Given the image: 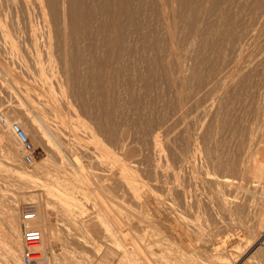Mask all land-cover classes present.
<instances>
[{
    "label": "rangeland",
    "instance_id": "1",
    "mask_svg": "<svg viewBox=\"0 0 264 264\" xmlns=\"http://www.w3.org/2000/svg\"><path fill=\"white\" fill-rule=\"evenodd\" d=\"M47 1L48 0H0V61L2 60L9 67L11 65L10 68L16 72H14L15 82L18 85L21 83V87H23L24 83L28 80H31L30 77L19 68V64L29 60V52L33 53L35 49L32 48V44L30 45L31 42L28 41L30 29L34 28L37 40L36 47L40 50L42 56L46 51L45 48L47 49V47H50V45H48L50 44L49 41H51L50 50H52V48L55 49L56 46L57 40L55 34L53 35L54 31H52V29L54 30L57 18L48 14L50 11L47 9ZM134 5L137 6L135 3ZM134 5L133 7L136 8ZM42 6L43 9L47 10H44V14L41 11ZM173 10L174 15L170 16L171 23H175L172 28V36H169L163 27H161V23L163 22L161 21L162 19H160L161 16L148 8L140 12L139 15H137L139 18L137 16L134 18L135 21L132 22L131 20L133 27L130 25V28L127 29V32H129H126L127 37L125 36L123 39L125 40L126 38L128 40V42L127 40H125V42L123 41L126 46L123 42L121 43H123L124 46H122L121 43L120 45L119 42L115 40L118 38L117 36L119 34L118 30H113L115 28L102 33L101 31H96L95 34H98L100 40L95 36L97 41L94 39L95 42L93 43L99 45L101 48L97 45L95 47L93 44L91 50H89L91 52L88 53L89 57L91 55L92 58L90 57L89 59L86 53L87 58L85 60L83 57L80 58L81 62H79L82 63L80 64V69L75 70L79 73H84L86 71L84 73L85 75L80 74L77 77L79 73H73L71 75L73 77L70 78L75 81H73L74 85H71L72 80L70 82L67 81V83L65 79V84L61 81L63 83V91L68 96L67 99L72 102L71 104L73 106L71 110L65 109L62 104L61 106L59 104L58 112L55 113L51 111V109H48L43 99H36L33 97L32 100H34L32 101V105L34 107H30V105H28V107L25 102L23 103L21 101V97L17 95L18 93H15L16 96L14 93H10V91L14 90L12 85L11 89L8 88L10 86L8 83L5 84L8 86L7 88L1 85L4 83L2 81L4 75L0 70V75L2 74L0 76V82L2 81L0 83V127L3 131L6 130L5 123L1 121L2 114L8 121L9 127L7 128L10 129L13 123L20 125L25 135L21 133L19 136L21 139H25L33 149L31 163L25 164L21 159L22 144L11 129L9 131H11L10 134L13 136L11 139L12 147L11 145L10 147H6L0 142V262H2V258H6L5 254L12 245L15 246V248L17 246L23 248V245L26 247L27 245L23 242V235L24 232L31 231H37V235H39L38 238H40L30 247L37 246L43 250L46 247L45 250L47 252L50 247H53L52 249L54 251L51 249L49 251L50 254L52 253L53 256H56V261H58V258L61 261L65 259L64 262H60L62 264H75L77 260L78 262L84 260V263L97 264L98 260H103L102 258L104 257L102 256L107 245L101 243V235L99 236V241L98 236L93 232L83 229V231L80 229V232H78L79 230L77 227H75V229L78 235L76 232L73 233L72 231L75 230L73 229L74 226H70L67 220L62 219L63 217L58 213L56 215L59 218L55 215L57 220L54 219L53 221H56L57 224L60 222L62 225H56V228H59L58 230L47 232L45 226L47 220L45 221V219L49 218H47L46 215H42V219H40L32 216L31 214L34 212L31 210H21L23 209V205H27L28 207L32 205L29 201H34L33 195L40 199L43 196L42 191L44 189L49 188L62 191L64 193L63 198L69 204L78 206L86 205V208H90H87V213H89V215L91 212L95 215L97 212L94 211L96 207H93V205L90 206L92 203L91 200H88L89 204H87L88 201H84L82 195L78 192H87L88 199H92L95 202H101L102 199L106 200V198L109 199L108 196L110 195L113 196L111 198L115 200L117 199L116 197H120L117 199L119 202L125 204L127 207H134L130 198L121 193L119 194V192L110 195L105 193L106 195H102L100 192L104 190L103 181L101 183L102 186L98 184L101 182V180H99L100 177L90 165H86V168L81 165L80 167L81 170L83 169L84 176H77L72 174L73 168L67 161L61 160L60 162V160L56 159V162L58 163L59 161L60 165L54 162L55 158L47 151L48 145L46 143L48 141L46 140L48 137L45 136V139H42L41 136L39 137V133H37L38 131L34 126L38 125V121L42 122L39 120L41 118V120H45L47 119L46 117H48V119H51L50 121H52V119L60 120L59 115L57 117L55 116L58 113L64 114L68 112V116H66L68 118V123H74L72 125L69 124V126L71 125L75 130H78L75 131L78 133H82V127L78 126V123L80 124L81 121L86 123L89 122L90 124L93 122L99 124V121H103V123L105 121L104 124L101 123L99 125L103 124L101 127L107 126L108 133L110 134L105 133L102 137V135L100 136L101 132H99V138L103 139L107 136L109 138H115L114 142L110 139L111 143H113V146H110L112 147L111 150L114 151V153H119L121 150V152L116 155L136 165V170L134 171L135 174H138L136 176L134 174L136 182L138 184H143L150 192L152 191L154 193L155 191V193L157 192L156 194L161 195L166 193L167 197L174 201L175 211H173V208L167 220L162 218V223L164 222V225L161 224L160 226L159 224L161 228L160 231H164L162 234L168 239V245H170L171 248L170 249L169 246L166 248L163 246L165 255L163 262L168 260L165 264H172V262L173 264H264V0H180L173 5ZM45 13H47L48 16H46ZM149 13H152V15L150 14V16ZM158 16H160V18ZM2 29L6 30V33L8 32L7 34L10 37V39L6 37L8 40L12 41L14 39L15 42L12 41L14 43L13 45L16 46L15 49L13 48L14 50H10L9 43L3 42V36H1ZM137 32L139 36H141L140 38ZM44 33L50 34V40H47L48 35ZM99 33L102 36V40ZM108 33L112 34L108 35ZM106 34L112 38H108ZM43 35H45V37ZM37 37L39 38L37 39ZM104 37L108 40L105 41ZM83 44L85 45L86 43L82 42L81 44L80 42L78 45L80 50V52L78 50V53L80 56H83L84 53L82 52H84V49L85 52H87V48H85L86 45L83 46ZM111 44L116 46L112 47ZM80 45H82L83 48H81ZM65 46H68V44ZM96 48L100 50V52ZM27 49L29 51H27ZM101 49L103 50L101 51ZM94 50L97 51L95 52ZM128 50L131 52H128ZM123 51L126 52L123 53ZM8 52L13 54L11 57L13 60L10 58L6 59V56L9 54ZM54 52L55 51H53V53L51 52V54L53 55ZM108 52L113 53L111 55V53L108 54ZM117 52L121 53L117 54ZM99 53H101V55H99ZM113 54L119 59H117L118 61L115 57L113 58ZM105 55L108 57H105ZM238 56L240 58L239 60L237 58ZM54 57L57 59L54 60ZM110 57L113 58L112 61ZM52 59L54 61L53 64L59 61L57 55H53ZM96 59V64L98 65L95 64ZM104 59L110 60L109 62L112 63L108 64V61L105 62ZM84 61L87 62L85 63ZM120 61L123 62L125 66ZM0 64L3 63L0 62ZM105 64L108 66L106 67ZM55 66L56 67L53 66L52 68L55 72H53V74L56 76L55 79L59 80L61 75L59 71L60 68L56 69L58 64H55ZM117 66L122 67L124 70H120L121 68ZM111 68L114 70L112 71ZM109 71L112 73L110 72L111 74H108ZM229 71L231 72L228 73ZM112 74L115 75L113 79L110 78ZM122 74L125 75L123 76ZM108 75H110L109 78L107 77ZM94 76L97 79L93 78ZM105 76L111 80H108ZM177 76L178 78H176ZM62 79L63 78L60 77V80ZM112 80L115 81L112 82ZM90 82L92 83L90 84ZM99 82L102 84L100 85ZM80 83L83 89L80 87ZM96 83L98 84L96 85ZM222 84H224V86H222ZM52 85L55 89L54 91H57V86L54 82H52ZM83 85L86 87V90ZM87 85L92 86L88 87ZM94 85L96 90L93 88ZM97 86H99V88H97ZM102 88L106 89L101 91ZM87 93H90L92 95L90 97L94 99H90ZM73 95H76V97ZM80 95H83V97H80ZM96 95L98 99L95 97ZM83 98H85V100ZM104 99L106 102H109V104L106 102L102 104L101 101ZM94 100L96 102H94ZM97 101L100 102L98 103ZM21 102L24 104V112L22 111V113L16 108L18 103ZM85 102L88 106L90 105L91 108L88 106L86 107L87 104ZM105 103L106 105L104 106ZM99 105L101 109H99ZM102 106L105 108H102ZM78 107H80V109ZM93 107L94 109H92ZM35 108L41 110L42 114L39 115L43 117L37 116L38 118L31 124V122L26 119V113L31 116L34 115ZM95 108H97V110L99 109V111L103 109L108 110V112L103 110L105 114L104 112L96 111ZM82 110L84 116L82 115ZM93 113L95 118L91 115ZM76 114L80 117H77ZM89 114L93 117V121H90L92 118ZM104 114L105 116L102 117ZM113 114H115L114 117L112 116ZM71 115L73 117H71ZM106 115H110V117H106ZM111 117L112 120L115 118L114 121L110 119ZM73 118L75 119L72 120ZM103 118L107 119L108 122L103 120ZM110 122L115 123V125L113 123L110 124ZM96 123L95 125H91L100 130V128H98L100 126L98 124L96 125ZM106 123L110 124L111 126H109L112 128ZM41 126L43 127V125ZM116 129L119 130L117 131ZM27 132L30 133L28 134ZM118 132L119 134L116 135ZM35 133H37L36 136ZM112 133L113 136L111 135ZM116 138L121 140L117 142ZM41 140L42 142L44 141V143H42ZM40 142L41 144H39ZM53 142L54 139L52 138V141L50 140L49 143L53 144ZM45 144L47 146H45ZM9 148L11 151H9ZM128 158H130V160ZM82 159L83 158L79 159L80 162L83 161ZM62 162H64V164ZM40 164H45L44 166L46 167L50 166L49 168L52 171H50L48 175H45L32 170L31 167L34 165L39 167L41 166ZM55 164L57 165L55 166ZM153 166L156 168L154 169ZM52 167L55 169L58 167V170H63V173H55ZM61 167L63 169H61ZM174 171H176V173ZM94 175L96 176L94 177ZM29 179L30 181L39 182L38 184L41 185V187H39V192L37 186L31 191L33 183H29ZM171 187H174L173 190ZM101 188L103 189L101 190ZM23 191L26 192L23 193ZM40 192H42V194ZM21 193L22 195L25 194V201ZM19 195L21 199L23 198L22 201L28 203L24 204V202L18 198ZM111 198L109 201L112 200ZM39 199H35L37 203H41ZM50 202V206L48 203H45V205L41 203L38 209L44 212L47 206H49L52 208L55 207L54 209L56 210V206H54L55 202L52 203V200ZM107 202L106 200L103 203L107 204ZM128 203L130 205H128ZM17 204L18 207H15ZM56 204L58 203H55V205ZM86 208H84V212H86ZM54 209L52 210L54 211ZM90 210L92 211L89 212ZM175 212H177V216ZM23 213L25 218L26 216H30L29 220L32 217L31 221H33L34 224L33 222H29V220L28 222L27 220L24 221L25 218L23 219L21 217ZM87 213H85L84 218H87ZM178 216H182L179 217L181 221ZM12 217L15 218V221L14 219L12 220ZM33 217L35 218L34 220H32ZM170 217H174L177 220L176 224L174 223L175 219L173 218V220ZM101 218L104 219L103 216ZM39 220L42 221L43 225ZM169 220L173 225L171 222L169 223ZM103 221H105V219ZM67 225L68 227H66ZM175 225H177V227ZM62 226L63 228L65 226L67 229L70 227L68 230L69 232H67V229L63 230L61 228ZM40 228H43V231ZM168 229L171 231L170 236L168 235ZM173 229L176 230L172 233ZM43 232L45 235L41 234ZM66 232L67 234L65 235ZM79 233L82 237L79 236ZM67 235H71L69 236L71 238L67 237ZM76 235L79 238L84 237L85 245H77L75 242ZM41 236H43L46 241ZM72 236H74V238ZM42 239L43 241H41ZM171 239L174 242H178L179 248L170 242ZM260 241L262 244L257 245ZM48 244L49 246H47ZM220 246L224 247V249L217 252ZM96 249L97 251H95ZM167 254L169 256H167L168 258H166ZM175 255L176 258L174 257ZM216 255H218V257ZM47 256L51 257V255ZM211 256H213V258ZM215 256L217 259H215ZM84 257L91 259L92 262L89 263L83 259ZM74 259L75 261H73ZM104 260L101 264L117 263L116 260H112L111 258H105Z\"/></svg>",
    "mask_w": 264,
    "mask_h": 264
},
{
    "label": "bare ground",
    "instance_id": "2",
    "mask_svg": "<svg viewBox=\"0 0 264 264\" xmlns=\"http://www.w3.org/2000/svg\"><path fill=\"white\" fill-rule=\"evenodd\" d=\"M61 1V2H60ZM180 0H48L47 1V9H49L50 13H48L49 15L51 14V16H55L57 18V23L55 24L54 26V30L52 29V31H54L53 35L55 34V38L57 40L56 42V46H55V49L52 48V50H50L49 48H51V41H49L50 44V47H47V49L45 48V53H43V56L41 55V52L40 50L37 49L36 47V35H35V31H34V28H31L30 29V33H29V40L31 43L30 45L32 44L33 47L32 48H35L33 53H30L29 52V60L27 62H23L22 64H19V68L23 70V72L28 76L30 77L31 80H28L26 83H24V86L21 87V83H19V85L15 82V75H14V70L11 67L6 65L5 62H3L2 60L0 62H2L3 64H0V70L1 72L3 73L4 77L2 79V81L4 83H2L1 85L2 86H6L5 84L8 83L10 84V86H6L5 88H10L11 89V85H12V88L14 89L13 91H10V93H18L17 95L21 97V101L28 105H30V107H34L32 104V97L33 98H36V99H43V101L46 102L47 106H48V109L51 111H54L55 113L58 112V109H59V104L61 106V104L65 107V109H69L71 110L72 109V102L69 101V99H67V95L66 93L63 91V83L66 79V82H70L71 80V85H74L73 83L75 82L73 79H71L70 77H73L71 76L73 73L77 72L75 70L77 69H80V63L81 61V57H83V59L85 60L87 58V54L91 51V48H92V45L94 44L93 42L97 41L95 39V36L98 37V34L96 35V31H101L104 32H108L107 30L109 29H113V30H118V38L115 39V35L113 36L114 39L119 42V44L121 42H125V40H127L124 37L126 36V32H127V29L130 28V25L132 26L131 24V20L132 22L135 21L134 18L139 15L140 12H142L143 10L145 9H150L152 10L154 13H158L160 16H158L160 19H162L161 21H163L161 24L163 27V29L169 34V36H172V28L174 26L175 23H171V20H170V16H173V5L175 3H178ZM134 3L137 5L135 6ZM133 5L136 7L134 8ZM40 8V7H39ZM45 8V7H44ZM143 9V10H142ZM28 10V9H27ZM44 10L46 9H43V6H42V13L44 14ZM142 10V11H141ZM8 11V10H7ZM47 11V10H46ZM147 11V10H146ZM150 12V11H149ZM147 13V12H146ZM153 13V14H154ZM46 16L47 13H45ZM143 14V13H142ZM152 15V13H149V15ZM145 15V14H144ZM147 15V14H146ZM150 15V16H151ZM154 16V15H153ZM139 18V16H137ZM155 17V16H154ZM157 17V18H158ZM175 17V16H174ZM29 18V17H28ZM173 18V17H172ZM152 19V18H150ZM174 19V18H173ZM52 20V19H50ZM142 21V20H141ZM50 22V21H49ZM48 22V23H49ZM174 22V21H173ZM16 24V23H15ZM160 24V23H159ZM46 26V25H45ZM151 26V25H150ZM47 27V26H46ZM133 27V26H132ZM117 28V29H116ZM148 31V30H147ZM48 32V31H47ZM105 32V33H106ZM110 32V31H109ZM129 32V31H128ZM127 32V33H128ZM8 33V32H7ZM6 33V30H1V36H3V42H6L7 44L9 43V46H10V50L11 49H15L16 46H14L13 42L14 39L11 41V40H8L10 39L9 35ZM38 33V32H37ZM36 33V34H37ZM104 33V35H105ZM112 33H115V32H112ZM111 33V34H112ZM42 34V33H41ZM45 35L47 34L48 38L47 40H50V34L49 33H44ZM52 34V33H51ZM100 34V33H99ZM110 33H108V35H111ZM117 34V33H116ZM149 34V33H148ZM8 35V36H7ZM39 35V34H38ZM45 35H43L45 37ZM128 35V34H127ZM137 35L139 36L138 32H137ZM141 35V34H140ZM101 36V34H100ZM107 36V34H106ZM130 36V35H129ZM153 36V35H152ZM8 39H7V38ZM42 37V36H41ZM108 38L111 37V36H107ZM127 37V36H126ZM137 37V36H135ZM141 36H139L140 38ZM158 37V36H157ZM12 38V37H11ZM39 37H37L38 39ZM51 38H52V35H51ZM99 40H100V37H98ZM105 38V41L108 40ZM112 38V37H111ZM1 39V37H0ZM95 39V41H94ZM129 39V37H128ZM134 39V38H133ZM137 39V38H136ZM152 39V38H151ZM101 40H102V36H101ZM110 40V39H109ZM138 40V39H137ZM136 40V41H137ZM113 41V40H112ZM111 41V43H112ZM133 41V40H132ZM15 42V41H14ZM82 44V42L86 43V47L87 48V52H85V49H84V52H82V49H81V52L84 53L83 56H80L79 53H78V50H79V44ZM108 42V41H107ZM105 42V43H107ZM115 42V41H114ZM123 42V43H124ZM128 42V40H127ZM98 43V42H97ZM110 43V42H109ZM122 44V46L124 45ZM135 43V42H134ZM38 44V43H37ZM68 46H65L67 45ZM108 44V43H107ZM117 44V43H116ZM120 44V45H121ZM47 45V46H48ZM83 44V46H85ZM95 47L97 44H94ZM171 45V44H170ZM40 46V45H39ZM81 48H83L82 45H80ZM99 48H101L99 45H97ZM111 46H116V45H113L111 44ZM118 46V45H117ZM126 46V45H125ZM1 47V46H0ZM3 47H4V44H3ZM94 47V49H95ZM129 47V46H127ZM144 47V46H143ZM141 47V48H143ZM153 47V46H152ZM39 48V47H38ZM126 48V47H125ZM130 48V47H129ZM136 48V47H135ZM134 48V49H135ZM13 49V50H14ZM17 49V48H16ZM31 49V48H30ZM54 49V50H53ZM97 49V48H96ZM109 49V48H108ZM112 49V48H111ZM116 49V48H114ZM119 49V48H118ZM117 49V51H118ZM120 49H121V46H120ZM119 49V50H120ZM128 49V48H127ZM44 50V49H43ZM50 50V51H49ZM98 50V49H97ZM96 50V51H97ZM103 49H101L102 51ZM105 50V49H104ZM107 50V49H106ZM113 50V49H112ZM136 50V49H135ZM152 50V49H151ZM163 50V49H162ZM169 50V49H168ZM4 51V50H3ZM16 51V50H15ZM27 51H29L27 49ZM54 52V56L57 55L59 61L55 64H58V67L56 69H59L60 68V77L63 78L62 80H60V77H59V80L58 79H55L56 76H54L53 74V66H55V64H53V59H52V54L51 52L53 53ZM95 51V50H94ZM95 51V52H96ZM100 52V50H98ZM108 51V50H107ZM110 51V50H109ZM115 51V50H114ZM113 51V52H114ZM121 51V50H120ZM127 51V50H126ZM126 51H123V53H125ZM134 51V50H133ZM13 52V51H12ZM80 52V50H79ZM94 52V53H95ZM106 52V51H104ZM103 52V53H104ZM113 52H108L112 53ZM128 52H131L128 50ZM136 52V51H135ZM151 52V51H150ZM7 53V52H6ZM9 53V52H8ZM14 53V52H13ZM87 53V54H86ZM93 53V52H92ZM102 53V52H101ZM101 53H99V55H101ZM107 53V52H106ZM121 53V52H119ZM117 52V54H119ZM98 54V53H97ZM116 54V53H115ZM113 54V58L115 57V59L117 60L118 58H116V55ZM171 54V53H170ZM169 54V55H170ZM12 53L10 52L8 54V56H6V59L7 58H10L11 60H13L11 57H12ZM127 55V54H126ZM118 56V55H117ZM91 57V55H90ZM89 57V54H88V58L90 59ZM96 57V56H95ZM104 57V56H103ZM105 57H108L105 55ZM92 58V57H91ZM112 57H110L111 59ZM113 58L111 59V61L113 60ZM155 58V57H154ZM238 60L240 59L239 56L237 57ZM9 59V60H10ZM57 58L54 57V60H56ZM88 59V60H89ZM102 59V58H101ZM100 59V60H101ZM108 59V58H107ZM125 59V58H124ZM87 60V61H88ZM94 60V59H93ZM91 60V61H93ZM99 60V61H100ZM105 60V59H104ZM115 60V62H116ZM119 60V59H118ZM117 60V61H118ZM123 60V59H122ZM121 60V61H122ZM237 60V61H238ZM5 61V60H4ZM80 61V62H79ZM86 61V62H87ZM97 59L95 60V64L97 63L96 62ZM98 61V62H99ZM108 61V60H105V62ZM110 61V60H109ZM108 61V64L109 63H112V62H109ZM120 61V62H121ZM7 62V61H6ZM83 62V60H82ZM85 62V61H84ZM85 62V63H86ZM94 62V61H93ZM101 62V61H100ZM104 62V61H103ZM239 62V61H238ZM236 62V63H238ZM5 63V64H4ZM114 63V62H113ZM123 63V62H121ZM12 64H13V61H12ZM88 64V63H87ZM93 64V63H92ZM100 64V63H99ZM103 64V63H102ZM120 64V63H118ZM98 65V64H96ZM122 65V64H121ZM124 65V63H123ZM207 65V64H206ZM84 66V65H83ZM100 66V65H99ZM106 66V64H105ZM103 66V67H105ZM108 66V65H107ZM106 66V67H107ZM125 66V65H124ZM13 67V65H12ZM87 67V66H86ZM94 67V66H93ZM112 67V66H111ZM118 67V66H117ZM120 67V66H119ZM118 67V68H119ZM131 67V65H130ZM134 67V66H132ZM14 68V67H13ZM16 68V67H15ZM83 68V67H81ZM85 68V66H84ZM83 68V69H84ZM89 68V67H88ZM121 69L120 70H124L122 67H120ZM87 69V68H86ZM95 69L97 70L96 66H95ZM109 69V68H108ZM131 69V68H130ZM138 69V68H137ZM172 69V68H171ZM19 70V69H18ZM17 70V71H18ZM94 70V69H93ZM110 70V69H109ZM111 70L113 71L114 69L111 68ZM176 70V69H175ZM101 71V70H100ZM127 71V70H126ZM22 72V71H21ZM81 72V71H80ZM86 72V71H85ZM84 72V73H85ZM88 72V71H87ZM99 72V70H98ZM97 72V73H98ZM103 72V71H102ZM111 71L108 72V74H111L110 73ZM125 72V71H124ZM231 71H229L228 73H230ZM16 73V72H15ZM19 73V72H18ZM55 73V72H54ZM79 73V72H77ZM83 72L82 73H79L77 74V77L80 75V74H84ZM93 73V72H91ZM89 73V74H91ZM114 73V72H113ZM120 73V72H119ZM122 73V72H121ZM171 73V72H170ZM2 75V74H1ZM0 75V76H1ZM20 75V74H19ZM22 75V73H21ZM85 75V74H84ZM106 75H107V70H106ZM114 74L111 75H108L107 77L109 78H112L115 77V75L113 76ZM123 76L125 74H122ZM147 75V73H146ZM150 75V74H149ZM185 75V74H184ZM173 76V75H172ZM58 77V75H57ZM84 77V76H83ZM104 77V76H103ZM102 77V78H103ZM105 76V78H107ZM230 77V76H229ZM235 77V76H234ZM70 78V80H69ZM85 78V77H84ZM93 78H96L95 76ZM99 78V76H98ZM107 78V79H108ZM178 78V76L176 77ZM228 78V77H227ZM226 78V79H227ZM87 79V77H86ZM97 79V78H96ZM106 79V80H107ZM224 79V78H223ZM225 79V80H226ZM24 80V79H23ZM58 80V81H57ZM79 80V79H77ZM89 80V79H88ZM108 80H111V79H108ZM170 80V79H169ZM178 80V79H177ZM1 81V82H2ZM63 81V83L61 82ZM74 81V82H73ZM86 81V80H85ZM92 81V80H91ZM115 81V80H112V82ZM180 81V80H179ZM0 82V83H1ZM18 82V80H17ZM52 82L55 83V85L57 86L56 89L57 91H54L55 89L53 88V85H52ZM67 82V83H68ZM89 82V81H87ZM95 82V81H94ZM110 82V81H109ZM170 82V81H169ZM77 83V82H76ZM92 82H90L91 84ZM100 83V82H99ZM18 86H17V85ZM65 84V83H64ZM70 84V83H69ZM81 84V83H80ZM85 84V83H84ZM88 84V83H87ZM98 83H96L97 85ZM102 83H100L101 85ZM104 84V83H103ZM113 84V83H112ZM171 84V83H170ZM175 84V83H174ZM179 84V83H178ZM224 84H225V81H224ZM224 84H222V86H224ZM114 85H115V82H114ZM113 85V86H114ZM76 86H79V85H76ZM82 86V84L80 85V87ZM84 86V85H83ZM88 86V85H87ZM92 86V85H90ZM88 86V87H90ZM75 87V86H74ZM77 88V87H76ZM82 88V87H81ZM86 87L84 86V89ZM95 88V85L94 87ZM97 88H99V86H97ZM101 88V87H100ZM108 88V87H106ZM106 88H102V90H105ZM75 89V88H74ZM73 89V90H74ZM83 89V88H82ZM89 89V88H88ZM109 89V88H108ZM77 90V89H76ZM81 90V89H79ZM86 90V89H85ZM92 90V89H90ZM96 90V88H95ZM108 91V90H107ZM73 92V91H72ZM106 92V91H104ZM80 93V92H79ZM13 94V95H14ZM72 94V93H71ZM74 94V93H73ZM88 94V93H87ZM101 94V93H100ZM99 95V94H98ZM104 95V94H103ZM16 96V94H15ZM74 96V95H73ZM88 96H92L90 93L88 94ZM19 97V98H20ZM76 97V95L74 96ZM80 97H83V95ZM88 97V98H89ZM97 98V95L95 96ZM105 97V96H103ZM17 98V97H15ZM78 98V97H77ZM93 98V97H90V99ZM100 98V97H99ZM102 98V96H101ZM18 99V98H17ZM85 100V98H83ZM87 99V98H86ZM94 99V98H93ZM92 99V101H93ZM98 99V98H97ZM107 99V98H106ZM83 100V101H84ZM89 100V99H87ZM102 100V99H101ZM105 100V99H104ZM101 101V103L103 104V102H106L105 101ZM91 101V100H89ZM109 101V100H107ZM21 103H18L17 105V109L19 110V112L22 113L23 111V106L24 104ZM42 102V100H41ZM94 102H96L94 100ZM98 103L100 101H97ZM86 103V102H85ZM90 103V102H88ZM96 103V104H98ZM100 103V104H101ZM109 104V102H106ZM106 103L104 104V106L106 105ZM25 104V105H26ZM77 104V103H76ZM87 104V103H86ZM95 104V103H94ZM79 105V104H78ZM92 106H94L93 104H91ZM214 105V104H212ZM26 106V107H27ZM88 106V104L86 105V107ZM100 106V105H99ZM102 106V108L104 107ZM29 107V106H28ZM88 107L91 108V106L89 105ZM38 108V107H36ZM35 108V112H34V115H27L26 113V116H27V120L31 122V124L38 118L37 116H40V117H43L39 114H42L41 113V110H38ZM80 109V107H78ZM105 108V107H104ZM107 108V107H106ZM64 109V108H63ZM94 109V107L92 108ZM96 111H99V109H101V106L100 108L97 110V108H95ZM209 109H210V105H209ZM16 110V109H15ZM25 110V109H24ZM89 110V108H88ZM104 110V109H103ZM99 111V112H104V111H107L108 110H104V111ZM110 110V109H109ZM204 110V109H203ZM66 111V110H65ZM68 111V110H67ZM81 111V110H80ZM85 111V109H84ZM14 112V110H13ZM24 112V111H23ZM25 112H28V111H25ZM72 112V111H70ZM86 112V111H85ZM95 112V110H94ZM112 112V111H111ZM81 113V112H80ZM83 110H82V115L84 116L83 114ZM96 113V112H95ZM105 113V112H104ZM110 113V112H109ZM117 113V112H116ZM65 114V115H64ZM58 113L55 117H57L58 115L60 116V120H53L50 121L51 119H48V117H46L47 119L45 120H41L39 119L40 121L42 122H39L38 120V125H35L34 127L37 129V133H39V137L41 136L42 139H45V136H47V140L48 141L46 144L48 145V149L47 151L49 152V154H51L53 156V158H55L54 162H56V159L61 160L62 161H67L73 168V173L74 175H83V169L81 170V165L83 167H85L86 165H90L98 174V177L99 180H101V182H99L98 184L102 186V181H103V187H104V190H102L103 188H101V192L102 195H104L105 193L108 195L110 194H113V193H118L119 194L121 193L122 195H126L130 198L132 204H133V208L131 207H127L125 206V204H122L121 202H119V200H117L118 198L120 197H116L117 199H113L111 197L113 196H108L109 199L111 198L112 200L109 201V199L106 198V200L108 201L107 204L103 203L104 201L106 200H103L101 202H95L94 200L92 199H88L87 197V192L84 193V192H78L80 195H82V198L84 199V201H92L91 205H93V207H96V210L94 211H97L95 213V215H93V213L91 212L92 210H90L89 213H87V208L85 207L86 205H82V206H78V205H72V204H69L64 198H63V192L62 191H56V190H52V189H44L42 192H43V196L39 199L38 197H36L35 195H33V198H34V201H29V203H31L32 207H28L27 205L24 206L23 205V209H21L22 211L23 210H31L32 212H34L33 214H31L32 216H35V217H38L40 219L42 215H46L47 218L49 219H45V221L47 220V222H45V226H46V230L47 232L49 231H53V230H58L59 228H56V225H60L61 223L59 222L58 224L56 223V221L54 222L53 220L57 218H59L56 214L58 213L61 217H63L62 219H66L68 224L70 226H74L73 229H75V227H77V229L79 230L78 232H80V229L81 231L85 230V231H90V232H93L96 236H98V239H99V236L101 235V240L103 243V245H107L106 249H104V253H103V256L104 258H102L103 260L105 258H111L112 260H116L117 263L116 264H165L168 262V260H165L163 262V259L165 257L164 255V247L166 248L167 246H169L170 248V245H168V239H166L164 236V234H162L164 231H160L161 228L159 227V224L161 226L162 223V218H164L165 220L168 219V215L169 213L172 212L173 208H174V201H172V199H169L166 195V193L164 194H156L155 191L154 193L151 191H149L143 184H138L136 182V179H135V176L138 175V174H135V170H136V165H134L132 162L130 161H125V159L123 160L121 157L117 156L119 153H114V151L111 150L112 147H110L113 143H111L110 139L115 140V138H108L105 137V138H99V132H101L100 136L105 134V133H108V129H107V126L106 127H101L104 123L103 121H99V124L103 123L102 125H99L98 123H96V125L98 124L100 127V130H98L97 128H95V126L93 127L91 124L95 125V123H86L84 121H81L80 124L78 123V126L79 127H82L81 130H82V133H78V132H75V131H78V130H75L71 125L74 124L71 122L68 123V118L66 116H68V112L66 113ZM87 114V112H86ZM99 114V113H98ZM97 114V115H98ZM106 114V113H105ZM102 115L103 116H105ZM70 115V114H69ZM73 115V114H72ZM71 115V117H73ZM90 115V114H89ZM88 115V116H89ZM93 117H94V113L91 114ZM90 115V116H91ZM95 115V116H97ZM1 121L4 122L5 124V131H3L0 127V142L3 143L6 147L11 145L12 147V144H11V139L13 138V136L10 134V132L12 131L11 127H12V124L10 126V129L11 131H9L10 129L7 128L9 127L8 126V121L5 119V117L1 114ZM25 116V117H26ZM76 116L78 117L79 115L76 114ZM87 116V118L89 119V117ZM91 116V120L90 121H93V117ZM113 117L115 116V114L112 115ZM76 117V119H77ZM80 117V116H79ZM106 117H110V115H106ZM50 118V117H49ZM86 118V119H87ZM95 118V117H94ZM10 119V118H9ZM8 119V120H9ZM44 119V118H43ZM75 118H73L72 120H74ZM79 119V118H78ZM98 119V118H97ZM101 119V118H100ZM109 119V118H108ZM112 120V117L110 118ZM115 118H113L112 121H114ZM95 120V119H94ZM103 120H106L108 122L107 119H104ZM98 122V121H97ZM10 123V122H9ZM23 123V122H22ZM63 125V126H61ZM113 122H110V124H112ZM43 125V127L41 125ZM69 124H71L69 126ZM108 124V123H106ZM108 124V126L110 125ZM115 125V123H113ZM18 125V124H17ZM30 125V124H29ZM42 128H40L39 127ZM76 125V124H75ZM32 126V125H31ZM111 126V125H110ZM109 126V127H110ZM113 126V125H112ZM21 133H23L25 135V133L23 132L24 130H22V128L20 127V125H18ZM78 127V128H79ZM108 127V128H109ZM25 128V127H24ZM28 128V127H27ZM32 128V127H31ZM112 128V127H110ZM109 128V129H110ZM29 129V128H28ZM2 130V131H1ZM115 130V129H114ZM117 131L119 129H116ZM80 131V130H79ZM13 132V131H12ZM32 132V131H31ZM111 132V131H110ZM113 132V131H112ZM28 133V132H27ZM30 133V132H29ZM28 133V134H29ZM35 133V136L36 134ZM103 133V134H102ZM114 133V132H113ZM113 133L111 134L113 136ZM13 134H15L17 136V138L20 140V142L22 141L21 137L19 136V134H16L13 132ZM27 134V135H28ZM110 134V133H108ZM106 134V135H108ZM118 133H116V135H118ZM121 134V133H120ZM109 135V136H111ZM115 136V135H114ZM38 137V138H39ZM117 138H119L118 136H116ZM15 138V137H14ZM40 138V139H41ZM52 138L54 139V142L53 144H50L49 141L51 140L52 141ZM116 138V141H120L119 139ZM126 138V137H125ZM128 138V137H127ZM15 140V139H13ZM39 140V139H38ZM37 140V141H38ZM40 141V140H39ZM38 141V142H39ZM15 142V141H14ZM13 142V143H14ZM42 142V140H41ZM41 142L39 144H41ZM44 143V141L42 142ZM116 143V142H115ZM127 143V142H126ZM22 144V143H21ZM45 144V146H47ZM14 145V144H13ZM16 145V143H15ZM151 145V144H149ZM155 145V144H154ZM42 146V145H41ZM44 146V147H45ZM113 146V145H112ZM123 146V145H122ZM118 147V146H117ZM119 148V147H118ZM117 149V148H115ZM114 149V150H115ZM16 150V149H15ZM119 150V149H118ZM9 151H11V149L9 148ZM13 152V151H12ZM127 152V151H126ZM117 154V155H116ZM14 155V154H13ZM123 155V154H122ZM121 155V156H122ZM12 156V155H11ZM15 157V156H14ZM123 157V156H122ZM128 157V156H127ZM126 157V159H127ZM80 158H83L82 162H80ZM17 159V158H16ZM130 160V158H128ZM53 162V163H54ZM60 162L58 161L57 164L60 165ZM72 162V163H71ZM40 163V161H39ZM42 163V162H41ZM64 164V162H62ZM14 164V163H13ZM55 164V166L57 165ZM62 164V165H63ZM85 164V165H84ZM41 165V164H40ZM45 164L39 166V167H36V165H34L32 168L33 171H38L40 174H45V175H48L50 171V166L49 167H46L44 166ZM48 165V164H47ZM50 165V164H49ZM61 165V166H62ZM68 165V164H66ZM65 165V166H66ZM54 166V164H53ZM64 166V167H65ZM69 166V165H68ZM142 166V165H141ZM154 167V166H153ZM54 168V167H52ZM68 168V167H67ZM86 168V167H85ZM148 168V167H147ZM156 167H154L155 169ZM18 169V168H17ZM30 169V168H29ZM61 169H63L61 167ZM65 169V168H64ZM139 169V168H138ZM142 169V168H141ZM144 169V168H143ZM60 170V169H59ZM58 170V167L55 169L54 168V172L55 173H59V172H62L63 170ZM67 170V169H66ZM85 170V169H84ZM140 170V169H139ZM87 171V170H86ZM143 171V170H142ZM151 171V170H150ZM153 171V170H152ZM158 171V170H157ZM23 172V170H22ZM27 172V171H26ZM139 172V171H138ZM141 172V171H140ZM176 173V171H174ZM173 172V174H174ZM53 173V172H52ZM63 173V172H62ZM67 173V172H66ZM64 173V174H66ZM29 174V173H28ZM135 174V176H134ZM148 174V173H147ZM152 174V172H151ZM154 174V173H153ZM172 174V173H171ZM178 174V173H177ZM162 175V173H161ZM176 175V174H175ZM51 176H55V175H51ZM73 176V175H72ZM84 176V175H83ZM87 176V175H86ZM96 175H94L95 177ZM63 177V176H62ZM138 177V176H137ZM174 177V176H173ZM77 178V177H76ZM82 178V177H81ZM97 178V179H98ZM65 179V178H64ZM224 179V178H223ZM222 179V180H223ZM209 180V179H208ZM30 181V179L28 180V182ZM75 181V180H74ZM80 181V180H79ZM98 181V180H97ZM138 181H139V178H138ZM233 181V180H232ZM231 181V182H232ZM27 182V181H26ZM69 182V181H68ZM142 182V181H141ZM149 182V181H148ZM180 182V181H179ZM29 183H33V187H32V190L33 191V188L37 186V189H38V192H39V187H41V185H39L37 182L35 181H30ZM74 183V182H73ZM78 183V182H77ZM90 183V182H89ZM140 183V182H139ZM144 183V182H143ZM154 183V182H153ZM145 184V183H144ZM32 185V184H31ZM74 185V184H73ZM147 185V184H146ZM174 185V183H173ZM173 185H170V186H173ZM75 186V185H74ZM149 186V185H148ZM147 186V187H148ZM165 186V184H164ZM169 186V184H168ZM78 187V186H77ZM98 187V186H97ZM150 187V186H149ZM161 187V186H159ZM175 187V185H174ZM173 187V188H174ZM71 188V187H70ZM85 188V187H84ZM96 188V187H94ZM172 188V187H171ZM172 188V190H173ZM66 189V188H65ZM73 189V188H72ZM81 189V188H80ZM83 189V188H82ZM150 189V188H149ZM168 189V188H166ZM165 189V190H166ZM163 190V189H162ZM171 190V189H169ZM35 191V189H34ZM66 191V190H65ZM89 191V190H88ZM92 191V190H90ZM98 191V189H97ZM167 191V190H166ZM22 192V191H21ZM26 192V191H25ZM23 191V193H25ZM29 192V191H28ZM42 192H40L42 194ZM68 192V191H67ZM99 192V191H98ZM97 192V193H98ZM185 192V191H184ZM20 193V192H19ZM37 193V192H36ZM39 193V194H40ZM89 193V192H88ZM183 193V192H182ZM4 194V193H3ZM91 194V193H90ZM105 194V195H106ZM22 195V193H21ZM25 194L22 195V198L24 201H25ZM101 195V196H102ZM118 195V194H117ZM78 196V195H77ZM183 196V195H182ZM181 196V197H182ZM15 197V196H14ZM36 197V198H35ZM92 197V196H91ZM95 197V195H94ZM20 200L22 201L20 195L19 197ZM70 198V197H69ZM79 198V197H78ZM101 198V197H100ZM105 198V196H104ZM124 198V196H123ZM122 198V199H123ZM7 199V198H6ZM35 199H39V201L41 203H43L45 205V203H48V205L50 204L51 205V200L53 201L52 203H58L55 205L54 203V206H56V210L52 207H49L47 206L46 210H44V212H42L40 209H38V206L41 204V203H37ZM82 199V200H83ZM17 200V198H16ZM15 200V201H16ZM30 200V199H29ZM68 200V199H67ZM80 200V199H79ZM99 200V198H98ZM127 200V198H126ZM129 200V199H128ZM175 200V199H174ZM14 201V202H15ZM20 201V202H21ZM22 201V202H24ZM27 201V200H26ZM89 201L87 204H89ZM1 202V201H0ZM129 202V201H127ZM28 203V202H27ZM26 202H24V204H27ZM126 203V202H125ZM130 203V202H129ZM128 203V205H130ZM10 204V203H9ZM22 204V203H20ZM83 204V203H82ZM94 205H97V206H94ZM18 207V204L15 205V207ZM21 206V205H20ZM19 206V207H20ZM58 206V207H57ZM89 206V205H88ZM89 206V207H90ZM86 208V212H84V208ZM92 207V208H93ZM13 208V207H11ZM22 208V207H21ZM54 209V211L52 210ZM90 209V208H88ZM95 209V208H94ZM224 210V209H223ZM175 211V208L174 210ZM84 212V213H83ZM85 213L88 214L87 218H84L85 217ZM177 212H175V215H176ZM28 214V213H27ZM84 214V215H83ZM86 214V215H87ZM55 215L57 216V218H55ZM172 215V214H171ZM170 215V216H171ZM173 215V216H175ZM104 217L105 221H103L104 219H102L101 217ZM177 216V215H176ZM23 219L25 218L24 216V213H23V216H21ZM29 217L30 216H26V218L24 219V221L29 220ZM179 217H182V216H178ZM7 218V217H6ZM11 218V217H10ZM21 218V219H22ZM32 218V217H31ZM31 218L29 220V222H33L31 221ZM84 218V219H83ZM171 218V217H170ZM174 218V217H173ZM171 218V219H173ZM14 219L15 221V218L12 217V220ZM22 219V220H23ZM35 218L33 217L32 220H34ZM175 219V218H174ZM173 219V220H174ZM180 221H181V218H179ZM183 219V218H182ZM184 220V219H183ZM40 223L42 224V221L39 220ZM176 219H175V224H176ZM58 222V221H57ZM66 222V221H65ZM171 221L169 220V223ZM183 222V221H182ZM189 222V221H188ZM39 223V224H40ZM44 223V222H43ZM63 223V222H62ZM167 223V224H169ZM184 223V222H183ZM187 223V222H186ZM6 224V223H5ZM34 224V222H33ZM172 224V222H171ZM170 224V225H171ZM191 224V223H190ZM43 225V224H42ZM62 225V224H61ZM164 225V224H163ZM162 225V226H163ZM173 225V224H172ZM41 226V225H39ZM38 226V227H39ZM177 227V225H175ZM186 226V224H185ZM42 227V226H41ZM60 227V226H59ZM68 227V225L66 226ZM168 227H172V226H168ZM17 228V227H16ZM63 230L67 229L63 228V226L61 227ZM72 228V227H71ZM174 228V226H173ZM41 230L43 228H40ZM70 229V227H69ZM67 229V232H69ZM83 229V230H82ZM167 229V228H166ZM170 229V228H169ZM168 229V230H169ZM72 230V229H71ZM167 230V231H168ZM176 229H173L172 233L175 231ZM39 232H41L40 230H38ZM43 231V230H42ZM84 231V232H85ZM56 232V231H55ZM58 232V231H57ZM67 232L65 233V235L67 234ZM73 233H77L78 235V232L76 231V229L74 231H72ZM61 233V231H60ZM82 233V232H81ZM89 233V232H88ZM170 233L171 231L169 230V236H170ZM38 234V233H37ZM40 234V233H39ZM43 235H45V233H41ZM40 234V235H41ZM47 234V233H46ZM50 234V233H49ZM72 234V233H71ZM80 234V233H79ZM99 234V235H98ZM17 235V234H16ZM48 235V234H47ZM46 235V236H47ZM74 235V234H73ZM76 235V236H77ZM173 235V234H172ZM171 235V236H172ZM18 236V235H17ZM39 236V235H38ZM45 236V237H46ZM71 235H67V237H69ZM75 236V235H74ZM74 236H72L74 238ZM81 236V234L79 235ZM43 238V236H41ZM66 237V236H65ZM78 237V236H77ZM75 237V242L77 243V245H85V239L84 237L83 238H77ZM40 238V237H39ZM38 238V239H39ZM71 238V237H69ZM68 238V239H69ZM172 238V237H171ZM45 241L46 239L43 238ZM43 239L41 241H43ZM63 239V238H62ZM88 239V237H87ZM170 239V238H169ZM175 239V238H174ZM58 240V239H57ZM71 240V239H70ZM176 240V239H175ZM4 241V240H3ZM100 241V239H99ZM99 241H98V244H99ZM179 241V240H178ZM13 242V241H12ZM40 242V240H39ZM38 242V243H39ZM48 242V241H47ZM66 242V241H65ZM72 242V241H71ZM167 242V244H166ZM170 242L172 244H175L177 248H179L178 246V242L177 241H172V239L170 240ZM46 243V242H45ZM54 243V242H53ZM89 243V242H88ZM93 243V241H92ZM91 243V244H92ZM6 244V243H5ZM17 244V243H16ZM15 244V245H16ZM47 244V243H46ZM52 244V243H50ZM56 244V243H55ZM74 244V243H73ZM90 244V245H91ZM170 244V243H169ZM210 244V243H209ZM259 244H262L261 241L257 243V245ZM3 245V244H2ZM19 245V244H17ZM36 245V244H35ZM87 245V244H86ZM96 245V244H95ZM93 245V246H95ZM100 245V244H99ZM189 245V244H188ZM49 246V244L47 245ZM98 246V245H97ZM102 246V245H101ZM164 246V247H163ZM224 246V245H222ZM220 246L217 247L219 249H217V252L219 250H223L224 247ZM18 247V246H17ZM15 248V246H11L9 247L8 249V252L5 254L6 258L5 259H1L2 262H0V264H21V260H20V252H21V247H18V248ZM23 247H25L23 245ZM41 247V246H40ZM43 247V246H42ZM56 247V246H55ZM54 247V248H55ZM96 247V246H95ZM105 247V246H103ZM174 247V246H173ZM31 249L33 250H36L40 253L41 255V259L43 261V263H46V264H62L60 262H64V261H61L59 258L57 259L58 261H56L55 257L56 256H53V254L51 253L50 254V250L53 248V247H50L48 252L45 250L46 247H45V251L42 249V248H39L37 246H32L30 247ZM48 248V247H47ZM168 248V249H169ZM239 248V247H238ZM58 249V248H57ZM91 249V248H90ZM98 249V248H97ZM97 249L95 251H97ZM171 249V248H170ZM172 249H175V248H172ZM53 250V249H52ZM81 250V249H80ZM176 250V249H175ZM178 250V249H177ZM54 251V250H53ZM215 251V250H214ZM167 252V251H166ZM178 252V251H177ZM181 252V250H180ZM179 252V253H180ZM215 252V253H217ZM225 252V251H224ZM5 253V252H4ZM55 254V253H54ZM174 254V253H173ZM181 254V253H180ZM187 254V253H186ZM213 254V253H212ZM219 254V253H218ZM224 254V253H223ZM222 254V257L224 258V255ZM47 255H51V257H48ZM264 255V254H263ZM2 256V255H1ZM168 254L166 255V258ZM171 256V255H170ZM183 256V255H182ZM218 257V255H216ZM215 256V257H216ZM66 259H67V256L65 255ZM176 258V255L174 256ZM213 258V256H211ZM217 257L215 259H217ZM73 259V258H72ZM85 259L86 261H88L89 263L92 262L91 259L89 258H83ZM100 259V258H98ZM170 259V258H169ZM219 259H220V255H219ZM60 260V261H59ZM63 260V259H62ZM68 260V259H67ZM66 260V261H67ZM82 260V259H81ZM97 260V259H96ZM95 260V261H96ZM103 260H98L97 264H101V262ZM174 260V259H172ZM182 260V259H181ZM180 260V261H181ZM192 260V259H191ZM226 260V259H225ZM75 261V259L73 260ZM84 261V260H83ZM83 261H79L77 260V263L75 264H88V263H84ZM85 261V262H86ZM105 261V260H104ZM176 261V260H175ZM184 261V260H183ZM216 261V260H215ZM214 261V262H215ZM223 261V260H222ZM197 262V260H196ZM199 262V261H198ZM206 262V261H205ZM211 262V261H210ZM213 262V260H212ZM72 263V262H71ZM96 263V262H95ZM195 263V262H194ZM64 264V263H63ZM67 264V263H65ZM106 264V263H105ZM115 264V262H114ZM171 264V263H170ZM173 264V262H172ZM189 264V263H188ZM198 264V263H197ZM202 264V263H201ZM221 264V263H219Z\"/></svg>",
    "mask_w": 264,
    "mask_h": 264
},
{
    "label": "built area",
    "instance_id": "3",
    "mask_svg": "<svg viewBox=\"0 0 264 264\" xmlns=\"http://www.w3.org/2000/svg\"><path fill=\"white\" fill-rule=\"evenodd\" d=\"M12 131L16 134H21V131L16 123L12 124ZM21 159L25 164H30L32 161L33 149L31 145L24 139L21 141ZM38 240L37 231L24 232L23 242L26 247H23L20 252L21 264H46L43 263L41 255L38 251L33 250L30 246Z\"/></svg>",
    "mask_w": 264,
    "mask_h": 264
}]
</instances>
